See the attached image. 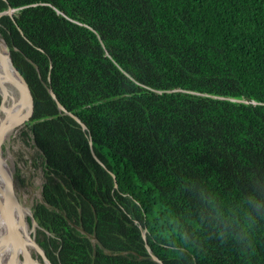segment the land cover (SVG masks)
Instances as JSON below:
<instances>
[{
    "label": "trees",
    "instance_id": "1",
    "mask_svg": "<svg viewBox=\"0 0 264 264\" xmlns=\"http://www.w3.org/2000/svg\"><path fill=\"white\" fill-rule=\"evenodd\" d=\"M0 15L34 100L50 258L158 264L148 243L164 264H264V0H0Z\"/></svg>",
    "mask_w": 264,
    "mask_h": 264
},
{
    "label": "water",
    "instance_id": "2",
    "mask_svg": "<svg viewBox=\"0 0 264 264\" xmlns=\"http://www.w3.org/2000/svg\"><path fill=\"white\" fill-rule=\"evenodd\" d=\"M7 8H8L7 14L11 15L12 12L14 11V9L10 6H8ZM4 42L6 43L5 44V50L0 52V58H2L4 60L7 67L9 68V71L11 72V75H12L11 78H13V80H15L17 83L18 97H17L16 101H18L19 105L18 106L14 105L13 102H15V101H13L12 99H10L8 101L6 93L2 92V94H0L1 95L0 106L6 110L0 108L3 112H5V114H3V119H1V120L4 121V117H7V120H11L15 124H18L16 127L19 128L22 125H24V127H25L26 123H28L30 121V119L33 115L34 100H33V96H32L30 87H29L25 77L17 69V67L14 65V63L12 61L11 50H10L7 42L5 40H4ZM28 60L31 61L30 59H28ZM50 67H52V65H50ZM47 79H48V83H49V81H50L49 74L47 76ZM7 82L12 83V81L10 79ZM44 86L46 87V90L48 91V93L51 95L52 99L55 101L58 110L63 114L71 116L74 120H76L80 124L82 130H84L85 132H88V128H87L86 124L77 115L68 111L59 102V100L57 99L54 91L52 90V87L50 86V84L44 83ZM8 105H10L11 108ZM9 113L11 114L10 115L11 119H8ZM11 129H13V128H8L4 125V123L0 122V151H1V147H2L1 146L2 142L4 141V139L6 137V133L8 131H10ZM88 139H89V144H90L91 152H92L93 156L104 168H106L105 165L103 164V162L97 157V155L95 154V152L93 150L92 140L90 138L89 133H88ZM8 159L10 162L12 161V157L10 155H8L6 150H5L4 155L2 156L0 161H3V163L5 165V160H8ZM14 170H15V168L13 170H8L6 168L4 170V172L2 173L1 178H0V214L6 222L5 228L0 233V244L3 245L2 246L3 252L1 251L2 253H0V264H7L8 257H5V255L15 254L14 252H9L6 249L8 246H11V244L8 245V241L5 240L7 234L13 235L15 238L14 240L18 241L19 243H21V242L23 243V248L28 253L27 261L29 262V264H60L59 260L52 259L48 256L46 250L42 247V245H40V243L36 239L35 228L37 226V222L32 215V210L21 205L16 194H15V192H14V185H13ZM109 172L112 174V176L115 180L114 174L111 171H109ZM115 185H117L116 180H115ZM24 212H27L29 215V218H30V225L28 224L29 230L26 229L28 220H27V218H25ZM145 232H146V229L142 228L141 233H142V236L144 239H146L145 238ZM145 242H146V240H145ZM145 248H146V251L148 253L149 259L157 262L158 264H164V262L157 255H155L153 253V251L150 248V246L148 245V243H145ZM106 252H108V251L106 250ZM16 254L19 256L18 251ZM19 258L22 260H20ZM12 259L14 260L16 258L12 257ZM16 260L19 263H22L23 260H25V258L23 259V255H22V257L19 256L18 259H16Z\"/></svg>",
    "mask_w": 264,
    "mask_h": 264
},
{
    "label": "rangeland",
    "instance_id": "3",
    "mask_svg": "<svg viewBox=\"0 0 264 264\" xmlns=\"http://www.w3.org/2000/svg\"><path fill=\"white\" fill-rule=\"evenodd\" d=\"M15 92L17 93L16 87ZM0 115H2L1 109ZM17 129L12 135L9 134L4 139L2 143V156L6 150L7 154L12 157L15 168L13 181L14 192L20 204L31 209L34 203L41 200L42 183L45 181L43 173L44 163L43 159L39 156L37 147L32 139V134L28 128L22 125ZM22 130L27 131V133L22 134ZM11 165L9 159L5 160L4 169L13 170L14 168ZM24 215L28 220V213L24 212ZM28 224L30 225L29 220Z\"/></svg>",
    "mask_w": 264,
    "mask_h": 264
},
{
    "label": "bare ground",
    "instance_id": "4",
    "mask_svg": "<svg viewBox=\"0 0 264 264\" xmlns=\"http://www.w3.org/2000/svg\"><path fill=\"white\" fill-rule=\"evenodd\" d=\"M5 42H4V38L0 35V52H2V51H4L5 50ZM12 77V75H11V72L9 71V68L7 67V65H6V63L4 62V60L2 59V58H0V91H1V94H2V92H5L6 93V96H7V99H8V101L10 100V99H12L13 101H15V102H13V104L14 105H16V106H18L19 105V103H18V101H16L17 100V97H18V90H17V88H18V86H17V83H16V81L15 80H13V78H11ZM9 79L12 81V83L11 82H7V81H9ZM15 87H16V90H17V93L15 92ZM10 108H11V106L10 105H8ZM0 108L1 109H4L3 107H1L0 106ZM4 110H6V109H4ZM3 114H5V112H3L2 111V115H0V120L1 119H3ZM11 114L9 113L8 114V119H11V116H10ZM1 123H4V125L6 126V127H8V128H13V129H11L10 131H8L7 133H6V137H5V139L8 137V135L10 134V135H12L14 132H15V130H17V128L18 127H16L18 124H15L14 122H12L11 120H7V117H4V121L3 120H1L0 121ZM15 127V128H14ZM4 142V141H3ZM2 142V143H3ZM2 146V145H1ZM2 158V147H1V151H0V159ZM7 163V162H6ZM14 162H13V159H12V161H11V167L12 168H14V164H13ZM4 163H3V161H0V178H1V175H2V173L4 172ZM23 216V215H22ZM24 217V216H23ZM5 226H6V222H5V220H4V218L1 216V214H0V233L3 231V229L5 228ZM26 229H28L29 230V225H28V222H27V227H26ZM10 234H7L6 235V241H8V245H10L11 244V246H8L6 249H7V251H9V252H14L15 254H12V255H10V254H8V255H5V257H8V259H7V264H29V262L27 261V256H28V253H27V251L23 248V243L21 242V243H19L18 241H16V240H14L15 238H14V236L13 235H10ZM0 253H2L3 252V249H2V244H0ZM12 248V249H11ZM2 251V252H1ZM17 251L20 253V254H22L23 255V259L25 258V260H23V262L22 263H19L16 259H18V255L16 254L17 253ZM12 257L13 258H16V259H12ZM20 259V258H19ZM20 260H22V259H20Z\"/></svg>",
    "mask_w": 264,
    "mask_h": 264
},
{
    "label": "flooded vegetation",
    "instance_id": "5",
    "mask_svg": "<svg viewBox=\"0 0 264 264\" xmlns=\"http://www.w3.org/2000/svg\"><path fill=\"white\" fill-rule=\"evenodd\" d=\"M22 255H20V257H21Z\"/></svg>",
    "mask_w": 264,
    "mask_h": 264
}]
</instances>
